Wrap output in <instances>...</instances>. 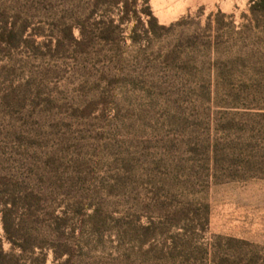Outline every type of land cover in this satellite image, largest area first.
Wrapping results in <instances>:
<instances>
[{"label":"rangeland","instance_id":"obj_1","mask_svg":"<svg viewBox=\"0 0 264 264\" xmlns=\"http://www.w3.org/2000/svg\"><path fill=\"white\" fill-rule=\"evenodd\" d=\"M31 2L30 32L0 40V187L46 200L33 215L62 261L264 264V15L251 0H151L157 21L108 32L81 13L88 0ZM76 20L83 44L65 30ZM0 239L9 250L1 214Z\"/></svg>","mask_w":264,"mask_h":264},{"label":"trees","instance_id":"obj_2","mask_svg":"<svg viewBox=\"0 0 264 264\" xmlns=\"http://www.w3.org/2000/svg\"><path fill=\"white\" fill-rule=\"evenodd\" d=\"M33 9L34 5L31 0H10L9 3L2 0L0 3V40L9 44L10 41L7 40V37L13 38L29 33L32 28ZM79 9L81 13H86L89 20L96 17L110 19L106 28L107 32L112 29L120 31L122 26L129 22L136 21L137 25H145V19H148L147 22L151 25L157 21L151 7V0H88ZM250 11L253 16L264 15V0H251ZM112 16L115 17L112 18ZM85 26L80 20H76L73 24L66 25L65 30L74 41L83 44L88 35ZM136 26L134 32H136ZM75 28L80 31V39L75 38ZM104 39L107 40L108 36H105ZM44 203L46 200L34 191L27 192L23 188H16L7 192L0 187V214L2 215L5 239L10 245L9 250H6L4 240L0 239V264H27V260H30L31 264H48L50 251L54 254L53 264H68L70 262L62 261L65 251H68L66 245L54 244L46 239L47 232L52 227L50 221L35 219L37 208L42 209ZM21 210L25 211V215L28 216L29 225L23 226V224L16 223L15 217ZM62 221L64 222V219ZM33 224H38L39 228H34ZM242 243L245 246L253 247L247 242ZM205 254L209 262L212 263L218 253L212 254V250L207 246ZM224 255L225 258L229 257V254ZM225 261L228 260L225 259ZM258 263L259 257L256 252H253L252 259L248 264ZM186 264L192 263L188 261Z\"/></svg>","mask_w":264,"mask_h":264}]
</instances>
